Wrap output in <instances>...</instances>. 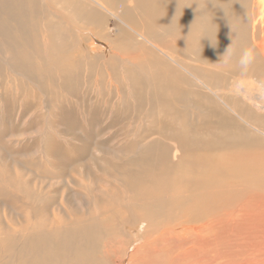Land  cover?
Wrapping results in <instances>:
<instances>
[{
  "label": "rangeland",
  "instance_id": "obj_1",
  "mask_svg": "<svg viewBox=\"0 0 264 264\" xmlns=\"http://www.w3.org/2000/svg\"><path fill=\"white\" fill-rule=\"evenodd\" d=\"M104 1L120 12L134 2L137 11L129 10V20L138 22L139 14L141 27L158 28L161 42L178 29L189 46L186 59L193 54L202 63L191 70L243 116L264 125V113L244 93L235 94L229 80H259L264 89V63L251 52L264 31L255 25L259 0H171L169 18L161 15L158 0ZM74 7L66 15L74 26L81 21L95 30L93 48L74 40L72 31L59 32L53 45L58 50L41 55L37 50L45 45L38 41L31 55H16L14 72L0 61V239L6 244L20 233H52L50 242L73 237L82 241L83 252L95 249L98 263L91 257L88 264H135V255L139 264H151L144 263L141 247L165 245L156 240L180 223L182 211L171 187L178 185L179 160L169 154L204 148L220 110L201 84L179 78L174 64L149 53L108 14L98 8L87 15ZM45 16L36 20L42 35L54 23ZM105 26L109 34L100 32ZM194 41L200 49H192ZM246 52L252 57L247 67ZM137 66L150 74V85L136 79ZM224 108L241 125L238 133L235 122L224 119L219 139L225 146L235 148L234 138L253 139L247 124ZM151 261L169 263L157 256Z\"/></svg>",
  "mask_w": 264,
  "mask_h": 264
},
{
  "label": "bare ground",
  "instance_id": "obj_2",
  "mask_svg": "<svg viewBox=\"0 0 264 264\" xmlns=\"http://www.w3.org/2000/svg\"><path fill=\"white\" fill-rule=\"evenodd\" d=\"M158 1L161 15L168 18L172 16V9L168 7L171 0ZM178 2L176 0L175 4ZM133 5L128 6L129 10H136ZM74 6L87 15L98 8L108 14L119 23V29H129L140 44L146 45L149 53L174 64L173 69L179 78H194L213 95L212 103L220 110L211 123L213 138L204 148L191 154L176 149L169 154L178 159L180 165L176 177L178 185L176 187L174 183L171 186L178 194L179 208L182 209L177 221L180 223L161 232L156 242L166 241L165 245L157 248L155 242H147L141 247L144 263L156 264L151 260L157 256L163 263L168 259V264H264V125L256 123L254 117L243 116L238 108L220 96V92L211 89L205 80L191 70L194 64L202 63L196 62L197 58L193 54L192 61L186 59L185 53L189 51V46L180 37L178 29L167 35V42H161L155 35L158 28H147L145 24L141 27L145 20L139 14L138 22H133L128 18V12L131 11H116L104 0H0V61L14 72L16 55H31L32 46L36 47L38 41H43L45 45V48L43 46L37 50L41 55L58 50L59 46L53 45L60 36L59 32L72 31L74 40L77 39L79 43L86 41L93 48L90 34L95 30L89 25L83 26L85 23L81 21H78L79 25L76 23L78 27L74 26L66 15ZM258 6L261 11L255 25L259 24L263 28L264 0H259ZM44 15H50L54 23H49L42 35L41 26L36 20ZM110 31L105 26V30L100 32L109 34ZM258 36L253 39L251 52L257 62L264 63V31ZM49 40L53 43L49 44ZM192 49H200L197 41L193 42ZM136 72L139 73L136 75L138 81L150 85L151 76L143 67L137 66ZM234 76L245 78L242 74ZM262 76L264 78V73L259 74V79L264 84ZM229 80L235 94L244 93L245 100L258 112L264 113V89L259 80ZM224 106L247 124L252 131L246 133L253 139L234 138L231 142L237 144L235 148L225 146V139H219L224 119L235 122L233 130L238 133L241 132V125L232 119ZM194 167L196 171L191 170ZM186 168H190V171L186 172ZM183 178L189 180L185 184H191L192 190L185 189ZM249 191L253 192L249 197L234 200L235 195L243 196ZM36 234L20 233L14 235L18 236L17 239L10 237L14 240L12 242H9L10 238L5 239L6 244L0 239V264H88L87 258L91 257L93 261H98L95 249L83 252L82 241L77 243L73 237L50 242L54 234ZM132 258L137 261L135 264H139L137 255Z\"/></svg>",
  "mask_w": 264,
  "mask_h": 264
},
{
  "label": "clouds",
  "instance_id": "obj_3",
  "mask_svg": "<svg viewBox=\"0 0 264 264\" xmlns=\"http://www.w3.org/2000/svg\"><path fill=\"white\" fill-rule=\"evenodd\" d=\"M251 61H252L251 54L248 53V52H246V53L244 54V59H243V61H242L243 66L247 67V65L250 64Z\"/></svg>",
  "mask_w": 264,
  "mask_h": 264
}]
</instances>
